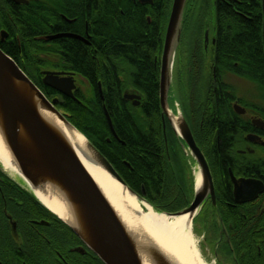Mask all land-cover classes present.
I'll use <instances>...</instances> for the list:
<instances>
[{"label":"flooded vegetation","instance_id":"af4514ba","mask_svg":"<svg viewBox=\"0 0 264 264\" xmlns=\"http://www.w3.org/2000/svg\"><path fill=\"white\" fill-rule=\"evenodd\" d=\"M94 1L0 0V47L24 71L25 59H29L31 53L25 47V33L31 37V44L37 43L31 49L36 59H77L76 47L80 43L90 50L93 57L98 56L102 48L104 55L101 58L98 56L99 59H126L124 56L108 55L109 45L113 44L105 35L110 25L106 14L108 0H96L101 5V11L94 10ZM196 1L189 0L187 4L180 37L183 49L181 58L186 59V65L183 68V63L179 66L175 87L172 89L174 60L168 97L169 106L175 112L180 96L178 92L183 96V115L207 160L213 179L214 195L208 191L194 219L201 222L199 229L204 244L217 257L218 264H264V66L260 72L256 71L255 66L248 65L249 76L232 70L239 66L238 62L230 67L219 51L221 32L228 25L220 22L217 12L214 22L213 18L207 21L203 15H196ZM161 2L159 5L156 0L119 2L127 5L135 16L144 13L150 27L145 36H149L156 45L151 59L155 75L159 73V81L172 6L171 2L166 17V8L163 10V7L168 6L169 0ZM158 8L161 9V20L155 26ZM260 8L261 53L264 63V14L261 0ZM30 11L40 15L43 22L35 26L19 23L18 16L24 13L27 16ZM118 68L122 73L126 70L122 64ZM240 68L245 69L242 66ZM44 71L57 72L61 76L73 73L77 86L75 93L85 91L88 87V84L81 81V74L64 65L54 64L41 68L39 86L47 98L58 99V109L62 103L60 95L63 94L57 91L59 94L56 96L50 92L51 87L42 81ZM119 76L125 82L122 85L124 89L120 87L123 97L125 93L141 96L139 105H134V99L124 100L140 106L144 90L134 79L126 82L122 75ZM31 79L35 82L34 78ZM198 86L201 93L198 92ZM98 91L101 99H104L101 82H98ZM193 95L200 96L202 103L199 127L196 122H192ZM161 119L163 125L162 113ZM165 124L163 133L167 141L166 148L170 141L177 166H185L187 170L188 147L166 115ZM209 129H212L211 135ZM223 162L226 167L221 171L218 164ZM243 180L252 184L256 191L258 186L262 190L256 197L249 198L251 191L240 192ZM236 184L239 185V200L235 193ZM33 196L14 173L0 164V264H105L78 235L64 230L61 220Z\"/></svg>","mask_w":264,"mask_h":264},{"label":"trees","instance_id":"16d2710c","mask_svg":"<svg viewBox=\"0 0 264 264\" xmlns=\"http://www.w3.org/2000/svg\"><path fill=\"white\" fill-rule=\"evenodd\" d=\"M156 1L157 5L162 3V0ZM119 2L120 0H108L106 14L110 25L108 34L105 35L113 43L109 45L108 55L124 56L126 59H99L104 55L102 48L99 50V58L93 57L90 50L81 43L76 47L77 59H36L31 49L37 43L31 44V37L25 33V47L31 52L29 59H25V72L30 78H34L39 88L40 69L44 66L64 65L81 74L88 84L86 90L75 93L77 100L60 95L62 103L58 107L107 157L135 192L144 195L158 211L178 212L188 207L193 200L194 176L188 162L189 170H186L185 166H177L170 141L168 149L166 148L167 141L160 113L159 73L155 75L151 59L156 45L151 42L149 36H145L150 27L144 13L135 16L127 5ZM171 2L172 0H169L168 6L163 7V10L166 8V17ZM92 7L97 11L102 10L96 0ZM160 11L158 8L155 26L160 23ZM260 11V0L215 2V13H218L220 22L228 25V28L221 32L219 51L223 53L225 63L230 67L234 62H238L239 66L232 70L245 76H249L248 65L255 66L256 71H263ZM18 19L19 23H29L33 26L43 22L41 16L33 11L27 16L25 13L18 16ZM120 42L121 45L118 44ZM121 64L126 68L124 73L118 68ZM241 66L245 69H241ZM119 75H122L126 82L134 79L144 90L140 106H134L124 100L120 87L125 82L120 80ZM98 82L102 84L103 100L98 91ZM49 90L53 95L59 94L53 88ZM179 102L183 104L184 109L182 95L179 96ZM193 103L192 122H196L199 127L202 118V111L199 109L202 105L200 96L196 95ZM105 111L108 112L112 127ZM209 132L211 135L212 129H209ZM218 166L221 171L226 167L224 162ZM174 173L177 174L178 181L173 178ZM143 189L145 194L142 193ZM37 201L39 202L38 199ZM60 223L64 230L72 232L62 220Z\"/></svg>","mask_w":264,"mask_h":264},{"label":"water","instance_id":"95a60500","mask_svg":"<svg viewBox=\"0 0 264 264\" xmlns=\"http://www.w3.org/2000/svg\"><path fill=\"white\" fill-rule=\"evenodd\" d=\"M261 1L264 14V0ZM188 2L189 0L172 1L163 47V59H161L159 95L164 130L166 115L170 118L175 132L184 139L192 156L197 161L202 179L200 186L195 184L194 198L188 207L178 212L164 213H188L193 220L208 191H211L214 195L213 179L207 160L197 145L187 120L183 114L173 112L168 102L174 64L173 56L180 46ZM49 38L53 37L49 36ZM44 74L42 80L44 84L63 95L77 99L75 96L77 86L73 73L61 76L57 72L44 71ZM28 92H30V96ZM124 98L134 99V105H139L141 102V96L137 94L125 93ZM36 101L50 110L65 125L82 133L69 121L67 114L56 107L58 99L50 100L47 98L18 63L0 47V125L5 139L17 160L22 176L25 179L28 178L34 185L53 182V185L55 183L60 187L71 203L74 215L84 233H82L81 227L79 229L62 220L105 264H142L139 254L141 249L149 256L153 264H175L151 240L147 239L143 248H139L138 242L131 237L77 153L68 141L42 118L37 109ZM105 112L112 127L108 112ZM175 121L177 122L176 125ZM83 135L86 138L87 148L93 161L127 188L136 198L153 207L144 195L135 192L126 183L107 157L85 134ZM241 185L244 188L236 184L235 193L238 200V187L241 193L251 191L252 195L249 198L256 197L257 193L262 190V187L258 186L256 191V188L254 189V186L245 180L242 181ZM30 191L33 192L32 189ZM142 193L145 194L144 189Z\"/></svg>","mask_w":264,"mask_h":264},{"label":"bare ground","instance_id":"6f19581e","mask_svg":"<svg viewBox=\"0 0 264 264\" xmlns=\"http://www.w3.org/2000/svg\"><path fill=\"white\" fill-rule=\"evenodd\" d=\"M28 95H31L30 92ZM36 106L42 118L60 133L77 153L131 237L138 242L140 249L143 248L148 239L154 242L175 264H208L202 259L196 245L192 232V219L188 213L167 214L136 198L127 188L93 161L87 148L86 138L82 133L65 125L40 102L36 101ZM0 163L14 173L28 188L32 189L35 197L60 220L63 219L80 229L81 225L74 215L72 205L58 185L54 183V186L53 182L34 185L28 178L25 179L22 176L1 125ZM201 180V173L199 172L195 178V184L200 186ZM81 229L84 233L82 227ZM139 254L142 264H153L143 249L139 251Z\"/></svg>","mask_w":264,"mask_h":264},{"label":"rangeland","instance_id":"374dc122","mask_svg":"<svg viewBox=\"0 0 264 264\" xmlns=\"http://www.w3.org/2000/svg\"><path fill=\"white\" fill-rule=\"evenodd\" d=\"M187 8V7H186ZM196 15L197 14H201L205 17V19L207 21H211L213 18V22H214V15H215V0H197L196 1ZM186 12V11H185ZM185 17V15H184ZM187 37V36H186ZM181 43V42H180ZM178 49V50H177ZM177 53H176V57H175V70H174V82L172 85V89H174L175 87V80H176V72L179 68V66L182 64V68L183 65H186V59H182L181 55L183 54V49L181 47V45L179 46V48H177ZM25 72V71H24ZM26 73V72H25ZM27 74V73H26ZM28 75V74H27ZM29 76V75H28ZM32 80V79H31ZM81 81L85 84H87V81L84 80L83 78L81 79ZM35 83V82H34ZM171 85V84H170ZM176 90V89H175ZM173 91V90H172ZM178 92V91H177ZM198 92L201 93L200 91V87L198 86ZM175 93V92H174ZM178 94L181 96V94L178 92ZM178 95V96H179ZM178 105L175 113H180L183 114L182 111V106L181 103L179 104V101L177 103ZM201 110V108H199ZM61 110V109H60ZM62 111V110H61ZM64 112V111H62ZM187 162L188 165L190 167L191 173L194 176V180L197 176V174L199 173V168H198V164L196 163L195 159L191 156L190 151L187 149ZM1 164V163H0ZM187 170H189V168H187ZM173 178L176 179V181H178V176L177 174L174 173ZM33 194V192H32ZM34 195V194H33ZM35 196V195H34ZM49 212H51L49 210ZM201 222L196 221L195 219L192 220V232L193 235L195 237L196 240V245L200 251L201 257L202 259L207 262L208 264H218V260L217 257L214 255V253L212 252V250L206 245L204 244V238H203V234L200 232V230L198 228H200Z\"/></svg>","mask_w":264,"mask_h":264}]
</instances>
